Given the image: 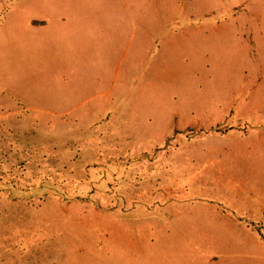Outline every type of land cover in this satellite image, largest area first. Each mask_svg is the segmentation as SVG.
Returning <instances> with one entry per match:
<instances>
[{"label":"rangeland","instance_id":"374dc122","mask_svg":"<svg viewBox=\"0 0 264 264\" xmlns=\"http://www.w3.org/2000/svg\"><path fill=\"white\" fill-rule=\"evenodd\" d=\"M0 264H264V0H0Z\"/></svg>","mask_w":264,"mask_h":264}]
</instances>
